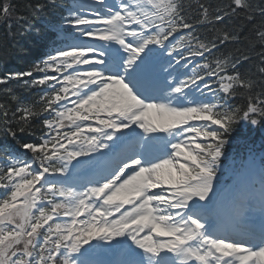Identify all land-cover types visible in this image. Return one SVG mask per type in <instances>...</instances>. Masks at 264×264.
Wrapping results in <instances>:
<instances>
[{"label": "snow or ice", "instance_id": "6c2138e0", "mask_svg": "<svg viewBox=\"0 0 264 264\" xmlns=\"http://www.w3.org/2000/svg\"><path fill=\"white\" fill-rule=\"evenodd\" d=\"M23 8L0 24L47 51L0 76V136H36L0 144V264H264V143L258 194L218 200L237 129L264 132V0Z\"/></svg>", "mask_w": 264, "mask_h": 264}, {"label": "trees", "instance_id": "16d2710c", "mask_svg": "<svg viewBox=\"0 0 264 264\" xmlns=\"http://www.w3.org/2000/svg\"><path fill=\"white\" fill-rule=\"evenodd\" d=\"M31 0H10V4L15 6V13L13 14V21L15 20L16 14H23L24 8L23 5ZM207 3L213 5L214 7H223L229 0H206ZM259 2V0H256ZM0 3H4L3 0H0ZM36 26L41 30L45 27V21H37ZM47 49L43 46V41L32 33L27 36L17 35L14 39L7 35L6 28L0 24V76H3L9 72L25 71L31 68L33 63L39 62L43 57ZM11 85L14 87L17 94L24 99L25 101H33L38 98L39 91L33 89L31 91L26 90L22 86L16 84V82H11ZM2 87V86H0ZM3 97V93H0V98ZM238 129H241L239 127ZM237 129V130H238ZM35 131H39V125ZM234 135L236 137L242 136V130ZM262 138H264V132L262 133ZM36 136L30 134H24L19 137L18 141H13L10 137L5 138L0 136V144H8L13 148H20L19 145L28 141H34Z\"/></svg>", "mask_w": 264, "mask_h": 264}, {"label": "rangeland", "instance_id": "374dc122", "mask_svg": "<svg viewBox=\"0 0 264 264\" xmlns=\"http://www.w3.org/2000/svg\"><path fill=\"white\" fill-rule=\"evenodd\" d=\"M232 166H234V163L233 162H230V160H229V162L227 160H225L224 165H223L224 172H223V174L221 176V185H220V188L223 186V184H225V177H226L227 171Z\"/></svg>", "mask_w": 264, "mask_h": 264}]
</instances>
